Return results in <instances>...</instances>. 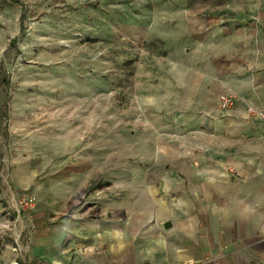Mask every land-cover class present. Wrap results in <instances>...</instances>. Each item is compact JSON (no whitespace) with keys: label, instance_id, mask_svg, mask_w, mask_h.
<instances>
[{"label":"rangeland","instance_id":"1","mask_svg":"<svg viewBox=\"0 0 264 264\" xmlns=\"http://www.w3.org/2000/svg\"><path fill=\"white\" fill-rule=\"evenodd\" d=\"M201 29L264 31V0H0V264H37L29 218L70 160L127 185L151 142L176 137Z\"/></svg>","mask_w":264,"mask_h":264},{"label":"crops","instance_id":"2","mask_svg":"<svg viewBox=\"0 0 264 264\" xmlns=\"http://www.w3.org/2000/svg\"><path fill=\"white\" fill-rule=\"evenodd\" d=\"M198 35L201 56L192 68L182 64L190 77L179 84L176 107L169 106L176 137L151 142L159 155L130 169L127 185L114 173L100 179L86 157L70 160L65 191H49L29 218L35 263L80 256L85 264H261L264 127L246 110H264V31ZM229 93L238 102L222 115L219 97ZM78 198L84 201L74 209Z\"/></svg>","mask_w":264,"mask_h":264},{"label":"built area","instance_id":"3","mask_svg":"<svg viewBox=\"0 0 264 264\" xmlns=\"http://www.w3.org/2000/svg\"><path fill=\"white\" fill-rule=\"evenodd\" d=\"M237 102H238V96L236 94H233V93L222 94L219 97V108H220L221 114L225 115V113H227L228 111H230L231 109H233L236 106ZM246 113H247V116L249 117V119L259 120L260 123L264 127V110L256 109L253 106H249L246 110ZM21 206H22L23 210L33 209L35 206L34 197L29 195V194L24 195V197L21 201ZM17 212L19 214V217L21 218L20 214L22 213V211L17 209ZM19 217H18V219H19ZM183 264H192V263L191 262H185Z\"/></svg>","mask_w":264,"mask_h":264},{"label":"trees","instance_id":"4","mask_svg":"<svg viewBox=\"0 0 264 264\" xmlns=\"http://www.w3.org/2000/svg\"><path fill=\"white\" fill-rule=\"evenodd\" d=\"M14 2H18L19 0H13Z\"/></svg>","mask_w":264,"mask_h":264},{"label":"water","instance_id":"5","mask_svg":"<svg viewBox=\"0 0 264 264\" xmlns=\"http://www.w3.org/2000/svg\"><path fill=\"white\" fill-rule=\"evenodd\" d=\"M167 226H170V224H169V225H167Z\"/></svg>","mask_w":264,"mask_h":264}]
</instances>
